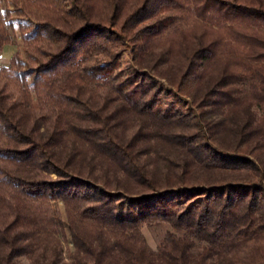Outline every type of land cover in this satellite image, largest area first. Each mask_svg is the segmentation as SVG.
I'll list each match as a JSON object with an SVG mask.
<instances>
[{
  "label": "trees",
  "instance_id": "16d2710c",
  "mask_svg": "<svg viewBox=\"0 0 264 264\" xmlns=\"http://www.w3.org/2000/svg\"><path fill=\"white\" fill-rule=\"evenodd\" d=\"M10 28L0 264H264V0H0Z\"/></svg>",
  "mask_w": 264,
  "mask_h": 264
},
{
  "label": "rangeland",
  "instance_id": "374dc122",
  "mask_svg": "<svg viewBox=\"0 0 264 264\" xmlns=\"http://www.w3.org/2000/svg\"><path fill=\"white\" fill-rule=\"evenodd\" d=\"M10 32L12 33L13 36V42L11 44L5 45L3 48V51L0 54V65H4L7 64L9 59L14 56L18 51H20L21 48V43H20V39L16 34V30H14L13 28H10ZM125 59L123 60V64H122V68L127 70V64H128V56L127 54L125 55ZM144 234L147 238V241L149 242V244L152 247H155L156 245V240L155 237L153 235V233L147 229H144ZM64 245L66 248L70 247V243L68 241H64ZM19 264H29L28 259L25 256H22L18 259Z\"/></svg>",
  "mask_w": 264,
  "mask_h": 264
}]
</instances>
